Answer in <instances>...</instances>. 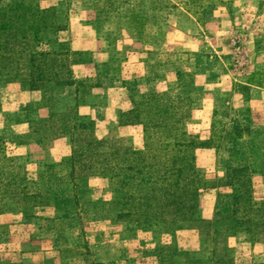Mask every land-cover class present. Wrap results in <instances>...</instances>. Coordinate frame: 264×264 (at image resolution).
Returning a JSON list of instances; mask_svg holds the SVG:
<instances>
[{
    "label": "rangeland",
    "instance_id": "374dc122",
    "mask_svg": "<svg viewBox=\"0 0 264 264\" xmlns=\"http://www.w3.org/2000/svg\"><path fill=\"white\" fill-rule=\"evenodd\" d=\"M0 8L3 115L46 113L0 131V264H264V235L245 224L264 221V0ZM97 92L114 123L79 108ZM32 132L40 158L11 148ZM56 137L64 154L47 150ZM187 204L211 225L184 222Z\"/></svg>",
    "mask_w": 264,
    "mask_h": 264
},
{
    "label": "crops",
    "instance_id": "0c3cea01",
    "mask_svg": "<svg viewBox=\"0 0 264 264\" xmlns=\"http://www.w3.org/2000/svg\"><path fill=\"white\" fill-rule=\"evenodd\" d=\"M1 87H6L8 90H15V89L18 90V88H20L17 82L5 83ZM30 93L32 95L33 93L36 92L30 91ZM106 97L107 95L104 92H99V93L97 92L91 95V100L88 101L87 105L79 107L80 109L81 108L85 109L83 110L82 113L89 116V118L94 121L96 126H104L106 124H110V123L112 124V122L113 123L115 122V116L112 114L110 115L108 113V111H111L110 107H107V105H105ZM101 106L105 108L104 109L105 116L102 118L101 116H98L95 112V110L100 109ZM16 110H17V116L19 117L16 116L11 119L10 117L7 118L6 115H3V111H8V109L6 107L0 108V131L2 127L11 126L13 129L16 130V132L22 131V129L25 130L24 132H26L27 127L34 126L41 117L46 115V113L45 114L43 113L42 108L36 107L35 102L30 107H25L23 103L21 107L19 106ZM20 113L22 114L21 117L19 115ZM30 134H31L30 137L25 138L24 140L21 139L19 143L13 142L11 148L16 147L17 149H20L23 152L21 154H23L24 157L27 158L31 157L33 159L40 158L42 157L43 153L45 154L44 152L45 150H43L41 141L35 137L36 136L35 132H32ZM66 143L68 145L67 137H56L54 139H50L47 150L58 153L61 152L60 154H64L66 150H68V149L63 150V146Z\"/></svg>",
    "mask_w": 264,
    "mask_h": 264
},
{
    "label": "trees",
    "instance_id": "16d2710c",
    "mask_svg": "<svg viewBox=\"0 0 264 264\" xmlns=\"http://www.w3.org/2000/svg\"><path fill=\"white\" fill-rule=\"evenodd\" d=\"M24 7V6H23ZM1 9V8H0ZM1 11V10H0ZM14 46H16L17 48L21 45H19L18 43L15 44ZM5 47V46H4ZM4 47L3 46H0V57L4 54H7V51L4 50ZM13 51H10V53H12ZM9 54V53H8ZM150 127V126H149ZM155 128H158V127H155ZM170 129L173 131H176L178 128L175 126V125H170ZM74 130V127L72 129V131ZM149 133H151L152 131L149 130L148 131ZM148 135V134H147ZM153 148L155 150V152H158V145L160 144V141L158 139V142L156 139L153 138ZM159 143V144H158ZM185 146H188V144H185ZM200 146V144L198 145ZM183 169H184V172L187 173V174H190V170L192 169V165H191V162L190 160L188 159V161L186 163H183ZM264 208V207H263ZM184 216H183V221L184 222H187V223H191L193 224V226L197 229H200L202 230L205 226L207 227L208 225H211L212 222L210 221H205L204 219L202 218H199L197 216L194 215L193 213V204H187L185 205L184 207ZM260 211H264L263 209H260ZM259 211V212H260ZM217 214V211H215V215ZM232 221L234 222V220H227V223H222V229H225L226 231L228 229L231 228V223ZM216 222V220L214 221ZM231 224V225H230ZM234 224V223H233ZM245 224L247 225L246 228L248 229V227L250 228V226H252V228H254V230L259 233V234H263L264 235V221H263V225L261 226L260 223L258 222V227L256 226L257 225V222L255 220H251V219H247L245 221ZM258 228V229H257ZM260 228V229H259ZM218 236V235H217ZM262 237V236H261ZM218 238V237H217ZM216 239V237H215ZM217 240V243L221 244V247L224 248V239L222 237H219ZM191 264H218L217 261H213V262H206V261H200V260H195V261H192Z\"/></svg>",
    "mask_w": 264,
    "mask_h": 264
},
{
    "label": "built area",
    "instance_id": "2783aa9c",
    "mask_svg": "<svg viewBox=\"0 0 264 264\" xmlns=\"http://www.w3.org/2000/svg\"><path fill=\"white\" fill-rule=\"evenodd\" d=\"M236 39L232 40V45L235 49L238 48ZM237 64L244 65L247 62L246 54L242 51L239 57L235 60Z\"/></svg>",
    "mask_w": 264,
    "mask_h": 264
}]
</instances>
